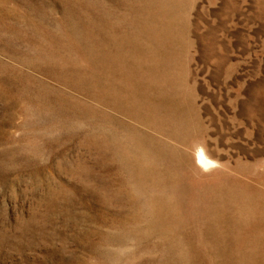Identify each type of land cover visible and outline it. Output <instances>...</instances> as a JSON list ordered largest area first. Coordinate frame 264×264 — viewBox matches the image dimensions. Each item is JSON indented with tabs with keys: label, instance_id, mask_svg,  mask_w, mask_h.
Listing matches in <instances>:
<instances>
[{
	"label": "rangeland",
	"instance_id": "obj_1",
	"mask_svg": "<svg viewBox=\"0 0 264 264\" xmlns=\"http://www.w3.org/2000/svg\"><path fill=\"white\" fill-rule=\"evenodd\" d=\"M117 49L169 67L191 135L98 98L132 90ZM227 179L264 196V0H0V264H259L245 214L207 217Z\"/></svg>",
	"mask_w": 264,
	"mask_h": 264
},
{
	"label": "bare ground",
	"instance_id": "obj_2",
	"mask_svg": "<svg viewBox=\"0 0 264 264\" xmlns=\"http://www.w3.org/2000/svg\"><path fill=\"white\" fill-rule=\"evenodd\" d=\"M171 6L172 11L173 9L175 11L176 9L174 7V4ZM165 22V26L160 27L153 25L148 30L149 32L153 33L155 38H157V42H159L158 44H160L162 47H168L169 50L172 46H170L172 38L167 37L166 39L161 35L168 34L165 33L167 31V28H173V25L170 26V22ZM176 41L178 42V40ZM166 44L169 46H167ZM115 51L116 52L104 51L103 53H101L99 62H101L103 70H105L106 68L107 72L112 74L116 73V75L120 79L127 82V86L129 85L132 90L130 91V93H127L128 95L124 93L123 95L116 91L114 94L109 93L108 95L110 99H108L106 95L98 93V98L100 100L108 102L109 104L119 108L120 110L122 109L123 111L130 113V115L138 121L142 120L154 128L166 130V135H169V137L171 138L182 139L183 137L185 138L186 136L191 135V126L192 123L196 122V116H194L192 104L178 94L180 91V81H177V79H173V76L170 74V72H168L169 67L163 65L161 66L160 64L147 63V55H144V53L141 51H131L130 53L125 52L124 49H117ZM107 89L112 93L111 88H106V92L108 93ZM138 90H143L146 94L149 93V95H144L145 93L143 94V92L141 91L144 95V97H142V95L137 94ZM95 93H97V90H95ZM143 148L145 149L146 147L143 146ZM168 154V157L172 160V162L175 160L180 168L184 166L186 155L183 154V152L177 153L175 152V150H171ZM152 158H156V156H153ZM195 162L203 169H208L215 165V162L207 157L201 146H197L195 148ZM151 164L153 166L154 172L157 171L154 166L155 163H153V159H151ZM217 186L218 187L216 189L214 188L215 190L212 192L214 198V206L212 208L208 207L205 210L208 215L207 217H213L214 219L217 218L221 221H228L230 217L227 218L220 212L224 210L227 204H233L235 206V210L237 209L236 211L245 214V219L243 220L245 224L259 227L260 231L257 232V236H259L260 239H263L264 196L257 191L249 189L246 184L240 181H235V179H227V181L220 182ZM257 255L260 257V259H262L261 263L259 264H264V244L260 247V251L257 253Z\"/></svg>",
	"mask_w": 264,
	"mask_h": 264
}]
</instances>
